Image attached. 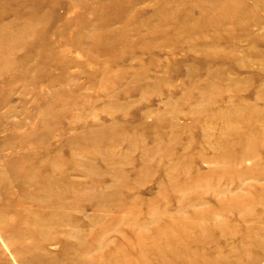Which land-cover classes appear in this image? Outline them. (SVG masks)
Returning <instances> with one entry per match:
<instances>
[{
    "label": "rangeland",
    "instance_id": "obj_1",
    "mask_svg": "<svg viewBox=\"0 0 264 264\" xmlns=\"http://www.w3.org/2000/svg\"><path fill=\"white\" fill-rule=\"evenodd\" d=\"M0 264H264V0H0Z\"/></svg>",
    "mask_w": 264,
    "mask_h": 264
},
{
    "label": "bare ground",
    "instance_id": "obj_2",
    "mask_svg": "<svg viewBox=\"0 0 264 264\" xmlns=\"http://www.w3.org/2000/svg\"><path fill=\"white\" fill-rule=\"evenodd\" d=\"M60 211V210H59Z\"/></svg>",
    "mask_w": 264,
    "mask_h": 264
}]
</instances>
